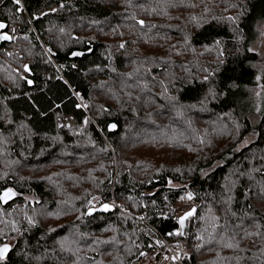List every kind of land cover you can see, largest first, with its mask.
Here are the masks:
<instances>
[{"label":"trees","instance_id":"1","mask_svg":"<svg viewBox=\"0 0 264 264\" xmlns=\"http://www.w3.org/2000/svg\"><path fill=\"white\" fill-rule=\"evenodd\" d=\"M0 21V264H138L187 192L171 264H264V0H0Z\"/></svg>","mask_w":264,"mask_h":264},{"label":"rangeland","instance_id":"2","mask_svg":"<svg viewBox=\"0 0 264 264\" xmlns=\"http://www.w3.org/2000/svg\"><path fill=\"white\" fill-rule=\"evenodd\" d=\"M16 31V28L13 30V32ZM256 39L254 42V50L259 54L260 57H264V21H261L257 24L256 27ZM264 63L261 62L260 63V67H263ZM11 67V65H10ZM19 76V74H18ZM18 76H14L13 77V82H16L18 80ZM245 94L247 96V117L248 119H250L252 125H255L259 116V112L261 109V105L263 103L264 100V88L260 85H256L254 87L251 88H247L245 90ZM244 102V100H243ZM255 132H251L249 135H247V137L244 139V141L241 143V146L247 145L250 142H252L255 139ZM88 151L87 150H82L81 151V155H85ZM65 157L69 158L71 156V154H64ZM35 199L31 196H26L25 197V202L28 203H32ZM113 204V203H112ZM200 205V202H191V200H189L187 198V196H185L184 199V203L178 207H176L177 209L175 211H173V215L179 219L185 212L189 211L192 207H196V212L197 209ZM189 221V220H188ZM13 243V239H10L8 241H5L3 244H1L0 246L4 245V244H12ZM154 256V253L151 252L149 253L145 258H142L141 261L138 264H145L147 261H149L152 257ZM167 264H171V261L169 260L167 262Z\"/></svg>","mask_w":264,"mask_h":264},{"label":"built area","instance_id":"3","mask_svg":"<svg viewBox=\"0 0 264 264\" xmlns=\"http://www.w3.org/2000/svg\"><path fill=\"white\" fill-rule=\"evenodd\" d=\"M186 196L191 202H194L192 196L188 192L186 193ZM168 236L174 237V239L168 240L154 230L152 242L155 248V255L145 264H167L171 259L179 262L180 253L185 250L184 239L186 238V235H181L180 230L177 229Z\"/></svg>","mask_w":264,"mask_h":264},{"label":"water","instance_id":"4","mask_svg":"<svg viewBox=\"0 0 264 264\" xmlns=\"http://www.w3.org/2000/svg\"><path fill=\"white\" fill-rule=\"evenodd\" d=\"M0 25H3L2 28H0V45L3 43H9L12 40V37L7 33L6 29H7V24L4 22L0 21ZM5 37H7V39H5ZM25 71L29 74V68L28 65H25L24 67ZM32 82L30 80H28V85L31 86ZM111 129H113V127H111ZM6 192H11L12 195L7 197V198H3L4 194ZM19 195H17V193L15 191H13L12 189H5L1 192L0 194V202L3 206L13 202ZM101 208H99V210H101ZM196 214V207H192L189 211L185 212L179 219H178V225H179V230H180V234L181 235H186L187 232V223L188 220L192 217H194ZM181 221H183V223H181ZM7 247L9 250L5 255V258L7 257V255L10 253L11 251V245L10 244H4L2 246H0V248L3 247ZM4 258V259H5Z\"/></svg>","mask_w":264,"mask_h":264},{"label":"snow or ice","instance_id":"5","mask_svg":"<svg viewBox=\"0 0 264 264\" xmlns=\"http://www.w3.org/2000/svg\"><path fill=\"white\" fill-rule=\"evenodd\" d=\"M16 2L19 3V0H16ZM2 27H3V25H0V28H2ZM5 39H7V37H5ZM11 195H12L11 192H6L4 194V197L3 198H7V197H9ZM105 208H107V205H105ZM181 223H183V221H181ZM8 250L9 249L6 246L3 247V248H0V260H3L5 258V255L8 252Z\"/></svg>","mask_w":264,"mask_h":264}]
</instances>
